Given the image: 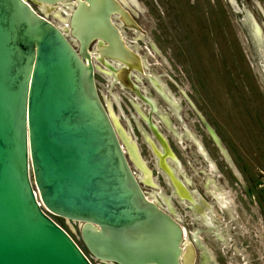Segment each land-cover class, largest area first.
Segmentation results:
<instances>
[{
	"label": "water",
	"instance_id": "water-1",
	"mask_svg": "<svg viewBox=\"0 0 264 264\" xmlns=\"http://www.w3.org/2000/svg\"><path fill=\"white\" fill-rule=\"evenodd\" d=\"M34 1L75 2L80 34L83 0ZM130 159L92 66L28 1L0 0V264H182Z\"/></svg>",
	"mask_w": 264,
	"mask_h": 264
},
{
	"label": "rangeland",
	"instance_id": "rangeland-1",
	"mask_svg": "<svg viewBox=\"0 0 264 264\" xmlns=\"http://www.w3.org/2000/svg\"><path fill=\"white\" fill-rule=\"evenodd\" d=\"M26 1L77 48L69 34L72 3L47 7ZM138 1L141 13L134 14L139 29L130 39L148 75V84L140 88H147L155 107L96 78L100 101L129 136L134 134L132 140L152 171L155 187L139 183L140 170L129 162L130 168L147 199L173 210L168 215L182 231L181 253L191 245L196 256L193 264H264V59L249 28V23L259 28L264 46V0H235L236 7L228 0ZM111 94L118 96L119 104ZM161 95L178 104L179 117L170 116L172 109ZM149 112L172 118L182 128L183 144L189 143L188 134L204 144L208 163L195 153L188 158L182 147L173 150L181 162L183 182L199 192L215 189L213 197L205 198L213 212L197 214L190 201L179 198L164 179L145 140L148 119L139 117Z\"/></svg>",
	"mask_w": 264,
	"mask_h": 264
},
{
	"label": "flooded vegetation",
	"instance_id": "flooded-vegetation-1",
	"mask_svg": "<svg viewBox=\"0 0 264 264\" xmlns=\"http://www.w3.org/2000/svg\"><path fill=\"white\" fill-rule=\"evenodd\" d=\"M110 1L111 3L109 1L105 2V0H100L99 4L96 2L95 5L88 4L87 1L84 0L82 1V5L80 6V34L78 36L75 35L74 27L71 22L73 9L68 7L70 33L78 44L75 50L87 65L90 64L92 66L96 85V78L99 77L103 80L106 86L110 85L113 89L124 88L126 93L131 94L130 96L136 95L138 99L155 107V101H152L147 97V88H140V85H144V82L146 85L148 84V75L145 74V62L137 53V46L133 43V40L130 39L135 35L134 29L136 30L138 28V23L135 20L136 16L134 13H141L139 1ZM109 4H111V7H114V10L109 13L107 22H101L102 20L100 21L97 18L101 11L102 13L107 12ZM76 5L77 4L73 2V6ZM131 11L133 12L132 14H130ZM154 82L156 83V81ZM158 90L162 92L161 86H158ZM161 96L169 105V108L172 109L170 116H174L175 118L179 117L180 111L178 104L169 99L166 95ZM111 97L115 103L119 104L118 96L111 94ZM106 110L108 109L106 108ZM162 113L163 112L151 114V112H149L146 115L145 113H139V117H145L146 120L148 119L145 121L149 131V136H146L145 138L147 147L156 155L158 159L157 163L163 170L164 179L166 178L169 182V186L176 190L179 198L189 200L190 204L194 206L196 213L201 215L203 214V216H205V212L207 213L208 210L213 212L212 204L208 203L205 198L207 196L213 197L215 189H212L211 192H199L192 188V184L190 182H183L179 177V173H182L181 162L174 153L173 148H184L187 152L188 158L194 157V153L198 154L207 163L209 153L204 144L196 139L193 134H188V138L185 139L189 143L183 144L182 128L177 127L176 122L172 123V118L167 115H162ZM110 114L112 115L115 123L120 125L114 113L111 111ZM142 114H144V116ZM160 124H164L166 127L163 126L164 128H161ZM161 130L164 133H161ZM133 135L131 134V136H128L126 133L128 143L131 147V150H129L130 156H134L133 154H135L134 152L136 148V151H138L139 157L141 158L140 160L143 161L146 168L150 172V174H148L138 168L141 172L142 180L139 181V183L153 188L155 187V183L152 171L147 167L146 162L142 159L138 145L132 140ZM136 161L137 164H139L138 159H136ZM193 161L194 160H187L190 164ZM170 162L173 165L168 166ZM130 163L136 166L133 159H130ZM171 167L174 168L172 169ZM218 195L223 199L226 198V196L221 192H218ZM147 200L155 205L154 199L148 198ZM167 208L168 209H161L158 207V209L162 212L171 215L173 210L169 206ZM191 247V245H188L186 251L182 254L183 264L191 262ZM195 257L196 256L194 255V259Z\"/></svg>",
	"mask_w": 264,
	"mask_h": 264
},
{
	"label": "bare ground",
	"instance_id": "bare-ground-1",
	"mask_svg": "<svg viewBox=\"0 0 264 264\" xmlns=\"http://www.w3.org/2000/svg\"><path fill=\"white\" fill-rule=\"evenodd\" d=\"M229 2H230V4L231 5H233L234 7H236V1L235 0H228ZM238 9V8H237ZM250 25H249V28H250V32H251V38L253 39V41H254V43H255V47L257 48V50H258V54L264 59V46H263V40L261 39V37H260V34H259V31H258V29L259 28H257V26L254 24V23H249ZM223 68V67H222ZM243 78V77H242ZM241 78V79H242ZM204 79V78H203ZM209 88V87H208ZM216 90V89H215ZM249 91V90H248ZM252 93V92H251ZM213 95V94H212ZM251 96V95H250ZM212 97V96H211ZM238 99V98H237ZM230 101H231V99H230ZM231 104V103H230ZM226 105V104H225ZM231 107V106H230ZM233 107V106H232ZM228 108V107H227ZM240 112V111H239ZM110 113H111V110H110ZM111 117H112V115H111ZM234 117V116H233ZM112 119H113V117H112ZM113 122L115 123V121H114V119H113ZM115 125H116V127H117V129H118V132H119V134H120V137H121V139H122V141L124 142V144H125V147L127 148V150H128V153H129V156H130V151L129 150H131V147H130V145H129V143H128V139H127V137H126V133H125V131L123 130V128L121 127V125H119L118 123H115ZM242 125V124H241ZM255 133H256V131H255ZM129 136V135H128ZM135 147V146H134ZM135 154H133L134 156L133 157H131L130 156V158L131 159H133L134 161H135V165H136V167L137 168H139L140 170H142L143 172H145V173H148V174H150V172H149V170L146 168V166H145V164L143 163V161L142 160H140L141 158L139 157V153H138V151H136V148H135V152H134ZM139 157V158H138ZM136 159H138V161H139V164H137V161H136ZM182 259V258H181ZM193 261H194V251H193V247H191V262L190 263H188V264H191V263H193ZM182 264H183V262H182Z\"/></svg>",
	"mask_w": 264,
	"mask_h": 264
}]
</instances>
